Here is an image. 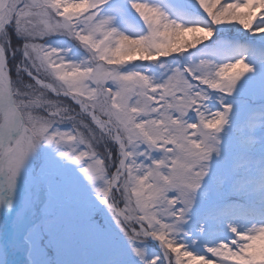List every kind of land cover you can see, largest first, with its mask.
I'll list each match as a JSON object with an SVG mask.
<instances>
[{
  "label": "snow or ice",
  "instance_id": "1",
  "mask_svg": "<svg viewBox=\"0 0 264 264\" xmlns=\"http://www.w3.org/2000/svg\"><path fill=\"white\" fill-rule=\"evenodd\" d=\"M108 4L0 0V206L14 207L17 177L39 145L59 157L24 172L30 211L16 212L0 256L15 250L27 264H55L49 249L60 255L65 241L80 237L99 264H264V214L236 224L232 206L213 200L185 224L208 162L220 155L233 110L223 98L253 71L243 56L218 60L202 49L216 48L223 26L264 34V0H195L202 19L187 23L159 4L127 0L144 26L135 35L118 27L119 0L104 11ZM53 36L84 55L73 58L70 47L50 43ZM192 50L200 55L178 59ZM144 64L165 71L153 76ZM211 93L220 97L216 111L207 106ZM237 156L251 161L244 144ZM239 175L213 176L201 198L231 191ZM97 212L103 223L92 219ZM193 231L211 243L186 244ZM149 239L158 252L147 258Z\"/></svg>",
  "mask_w": 264,
  "mask_h": 264
},
{
  "label": "rangeland",
  "instance_id": "2",
  "mask_svg": "<svg viewBox=\"0 0 264 264\" xmlns=\"http://www.w3.org/2000/svg\"><path fill=\"white\" fill-rule=\"evenodd\" d=\"M113 0L105 5L104 11L109 9ZM122 8V18L118 19V27L126 34H138L144 29L143 22L139 17L127 7V0H119ZM150 3L159 4L168 9L172 14L179 13L184 22H193L202 19V13L195 0H148ZM219 43L216 48H203L205 52H217L216 59H236L243 56L253 71L242 78L236 91L232 96L223 98L224 103H232L233 110L230 113L229 123L225 125L220 133V155L215 154L208 162V175L202 182V188L198 190L192 215L186 218L185 224H190L192 218L201 210L206 209L213 200H223L232 206L237 219L234 221L240 224L248 215L251 218L259 219L264 214V42L257 39L253 33L245 32L239 26H223L218 29ZM216 40V37L213 38ZM50 43L54 46L70 47L73 58H80L84 55L83 50L74 46L66 37L53 36ZM211 43V42H208ZM200 55L199 50H192L178 59L187 62L189 57ZM147 69V74L157 76L164 72L154 64H144L140 70ZM211 99L207 106L212 111L220 108V97L216 93H211ZM62 130H66L62 126ZM246 145L250 149L251 161L243 162L237 156V146ZM32 170H37L44 163L45 157L59 159L56 150L46 144H41L32 154ZM154 155H157L154 153ZM66 167L76 176L80 174L75 171L76 166L67 162ZM236 169L240 175L235 179L231 191L225 190L221 193L210 191L207 199H202L200 193L209 187V182L218 173L225 170ZM90 192V189H89ZM91 199H95L94 196ZM102 207V206H101ZM38 212L39 209H36ZM58 213H66V209L57 208ZM92 219L97 223H103L104 217L101 213H94ZM188 231L187 227L184 229ZM220 232L231 236V233H224V225H220ZM0 235V241L3 237ZM186 244L191 245L192 240H197V244L211 243L207 236H198L193 231L189 236L183 237ZM145 256L150 258L152 254L158 252L155 243L147 240L143 244ZM49 255L55 257V264H99L100 254L89 246L86 240L74 237L64 242V250L57 255L55 249H49ZM6 256H0V264H8ZM27 264V262H26Z\"/></svg>",
  "mask_w": 264,
  "mask_h": 264
},
{
  "label": "bare ground",
  "instance_id": "3",
  "mask_svg": "<svg viewBox=\"0 0 264 264\" xmlns=\"http://www.w3.org/2000/svg\"><path fill=\"white\" fill-rule=\"evenodd\" d=\"M255 37L257 39H260V40L264 41V34L255 35ZM26 165H27V161H26L25 167L21 170L20 175L17 177V184H18L19 187L15 190V193H16L15 198H17V196H18V198H20V197L26 195V188H25V183H24V172L27 170ZM15 214L16 213L14 212L13 214L8 215V216L1 215L2 219L6 218L5 221H4L3 226L1 227L2 237L4 238V241L8 237V234H9V231H10V226H11L10 221L13 219V216H15ZM6 221L8 222V224H6Z\"/></svg>",
  "mask_w": 264,
  "mask_h": 264
},
{
  "label": "water",
  "instance_id": "4",
  "mask_svg": "<svg viewBox=\"0 0 264 264\" xmlns=\"http://www.w3.org/2000/svg\"><path fill=\"white\" fill-rule=\"evenodd\" d=\"M155 241V240H154Z\"/></svg>",
  "mask_w": 264,
  "mask_h": 264
}]
</instances>
